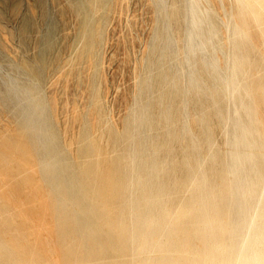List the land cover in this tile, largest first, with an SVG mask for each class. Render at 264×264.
<instances>
[{"label":"bare ground","instance_id":"obj_1","mask_svg":"<svg viewBox=\"0 0 264 264\" xmlns=\"http://www.w3.org/2000/svg\"><path fill=\"white\" fill-rule=\"evenodd\" d=\"M4 60L0 264H264V0H0Z\"/></svg>","mask_w":264,"mask_h":264},{"label":"rangeland","instance_id":"obj_2","mask_svg":"<svg viewBox=\"0 0 264 264\" xmlns=\"http://www.w3.org/2000/svg\"><path fill=\"white\" fill-rule=\"evenodd\" d=\"M140 5V6H139ZM133 7V9H134V12H135V14H139L140 16H138V17H140V21L139 22H141V27H140V29L135 33V36L136 37H138V38H143L144 36H146V34H144L145 32H146V30H145V23L143 22V20L146 18V14H145V10H143V7L141 6V4H139L138 3V1H137V3L134 5V6H132ZM141 8V10H140V8ZM139 10H140V12H139ZM144 13V14H143ZM142 16H144V17H142ZM142 18V19H141ZM139 19V18H138ZM143 26V27H142ZM142 30V31H141ZM139 33V34H138ZM138 35H140V37L138 36ZM134 36V35H133ZM138 40V39H137ZM136 40V41H137ZM135 44H136V42H134ZM117 51V52H116ZM118 55H117V54ZM121 55H122V51L121 50H115L114 51V62H112V67H111V70H110V75L112 74L113 75V77H112V79H113V81H114V83L115 84H120L121 86L120 87H122L123 88V86L125 85V82H124V80H127L128 79V77H129V74L127 73L128 71L126 70V69H122V67L120 66H117V62H116V59L117 58H120L121 57ZM117 56V57H116ZM120 56V57H119ZM0 86L2 85V81L4 80V79H6V77H7V75L8 74H11L13 71H12V69H11V66H10V64L7 62V61H2V62H0ZM117 66V67H116ZM2 69V70H1ZM119 71V73L117 74V72ZM125 71V72H124ZM5 72L7 73V75L5 74ZM120 72H122V75L120 74ZM127 73V74H126ZM111 75V76H112ZM120 76H121V80H120ZM120 81H119V80ZM118 81V82H117ZM123 81V82H122ZM121 82V83H120ZM120 101V100H119ZM119 102H116L115 103V105L117 106V104H118ZM114 105V106H115ZM115 106V107H116ZM5 118L6 119H8L9 118V115H5Z\"/></svg>","mask_w":264,"mask_h":264}]
</instances>
